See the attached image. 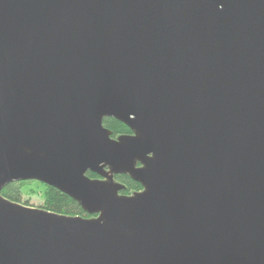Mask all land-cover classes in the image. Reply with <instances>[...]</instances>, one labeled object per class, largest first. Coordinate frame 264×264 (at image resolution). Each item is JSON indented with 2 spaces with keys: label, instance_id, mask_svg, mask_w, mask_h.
Here are the masks:
<instances>
[{
  "label": "water",
  "instance_id": "1",
  "mask_svg": "<svg viewBox=\"0 0 264 264\" xmlns=\"http://www.w3.org/2000/svg\"><path fill=\"white\" fill-rule=\"evenodd\" d=\"M0 264H264V0H0Z\"/></svg>",
  "mask_w": 264,
  "mask_h": 264
},
{
  "label": "trees",
  "instance_id": "2",
  "mask_svg": "<svg viewBox=\"0 0 264 264\" xmlns=\"http://www.w3.org/2000/svg\"><path fill=\"white\" fill-rule=\"evenodd\" d=\"M102 124L111 132L112 138H116L124 134H130L129 128L124 123H120L114 118H105L102 121ZM86 174L89 178L96 177V175L91 172H87ZM114 177L124 186V189L120 191V194L122 195H130L142 189L140 184L133 181L127 174H116ZM39 186H41L42 191H44L43 204L41 205V207L49 211L57 212L59 214L89 217L86 211L82 210L78 202L73 199H70V197H68L62 191L60 192L54 187H49L48 185L40 181L38 182L34 180H28L10 183L1 190V193L7 199L29 205L28 202L21 200L22 195L25 193V191L32 190L33 188Z\"/></svg>",
  "mask_w": 264,
  "mask_h": 264
},
{
  "label": "rangeland",
  "instance_id": "3",
  "mask_svg": "<svg viewBox=\"0 0 264 264\" xmlns=\"http://www.w3.org/2000/svg\"><path fill=\"white\" fill-rule=\"evenodd\" d=\"M43 194L44 191H42L41 186L35 187L32 190L25 191L21 200L28 202L30 205L40 207L43 204Z\"/></svg>",
  "mask_w": 264,
  "mask_h": 264
},
{
  "label": "flooded vegetation",
  "instance_id": "4",
  "mask_svg": "<svg viewBox=\"0 0 264 264\" xmlns=\"http://www.w3.org/2000/svg\"><path fill=\"white\" fill-rule=\"evenodd\" d=\"M97 177V176H96Z\"/></svg>",
  "mask_w": 264,
  "mask_h": 264
}]
</instances>
